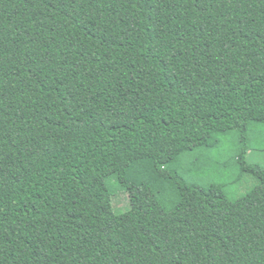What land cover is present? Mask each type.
I'll list each match as a JSON object with an SVG mask.
<instances>
[{
  "label": "trees",
  "instance_id": "1",
  "mask_svg": "<svg viewBox=\"0 0 264 264\" xmlns=\"http://www.w3.org/2000/svg\"><path fill=\"white\" fill-rule=\"evenodd\" d=\"M251 122L264 0H0V264H264ZM228 133L235 199L172 166Z\"/></svg>",
  "mask_w": 264,
  "mask_h": 264
},
{
  "label": "rangeland",
  "instance_id": "2",
  "mask_svg": "<svg viewBox=\"0 0 264 264\" xmlns=\"http://www.w3.org/2000/svg\"><path fill=\"white\" fill-rule=\"evenodd\" d=\"M248 134L250 148L245 158L250 163L264 166V123L251 122L248 126ZM235 135V133L223 134L219 143L210 148L184 153L172 166L195 182L221 183L229 199L238 198L255 186L257 180L250 173L240 172L235 162L236 149L239 146L238 139H234ZM193 162L197 169L192 168ZM106 182L111 191L113 210L123 211L127 207L125 191L117 186L114 177H109Z\"/></svg>",
  "mask_w": 264,
  "mask_h": 264
},
{
  "label": "crops",
  "instance_id": "3",
  "mask_svg": "<svg viewBox=\"0 0 264 264\" xmlns=\"http://www.w3.org/2000/svg\"><path fill=\"white\" fill-rule=\"evenodd\" d=\"M249 139H250V137H249Z\"/></svg>",
  "mask_w": 264,
  "mask_h": 264
}]
</instances>
